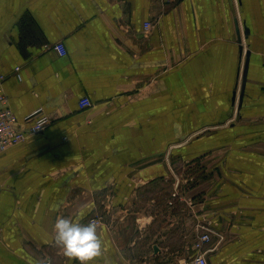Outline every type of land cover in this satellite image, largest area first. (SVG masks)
Here are the masks:
<instances>
[{"label": "crops", "instance_id": "1", "mask_svg": "<svg viewBox=\"0 0 264 264\" xmlns=\"http://www.w3.org/2000/svg\"><path fill=\"white\" fill-rule=\"evenodd\" d=\"M1 75L50 125L0 154V264H79L53 224L94 215L91 264H192L207 227L264 264V0H0Z\"/></svg>", "mask_w": 264, "mask_h": 264}, {"label": "built area", "instance_id": "2", "mask_svg": "<svg viewBox=\"0 0 264 264\" xmlns=\"http://www.w3.org/2000/svg\"><path fill=\"white\" fill-rule=\"evenodd\" d=\"M151 27V21L144 22L143 29L146 31ZM53 49L60 56L66 55V49L61 42L53 44ZM18 69L17 67L15 68ZM4 76H0V82ZM78 106L81 109L88 108L92 105L91 100L87 96L78 99ZM24 121L28 123L26 130H21L16 126V116L8 107L7 96L0 84V154L11 146H14L23 141L27 134L39 133L45 130L50 125V118L43 114L40 109H36L24 117ZM89 223L95 226L103 224L101 216L94 215L89 218ZM211 229L207 227L193 242V248L196 251L195 255L191 258L192 264H208L205 254L209 248L205 249L204 246L211 242ZM47 264V263H45Z\"/></svg>", "mask_w": 264, "mask_h": 264}, {"label": "clouds", "instance_id": "3", "mask_svg": "<svg viewBox=\"0 0 264 264\" xmlns=\"http://www.w3.org/2000/svg\"><path fill=\"white\" fill-rule=\"evenodd\" d=\"M54 243L68 260L91 262L103 254L104 242L94 224L82 225L79 219L58 217L53 224ZM43 264V262H41Z\"/></svg>", "mask_w": 264, "mask_h": 264}]
</instances>
